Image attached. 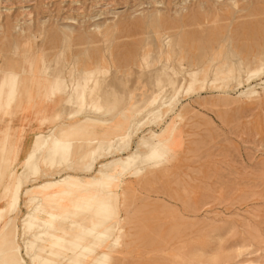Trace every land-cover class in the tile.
<instances>
[{
	"label": "rangeland",
	"instance_id": "374dc122",
	"mask_svg": "<svg viewBox=\"0 0 264 264\" xmlns=\"http://www.w3.org/2000/svg\"><path fill=\"white\" fill-rule=\"evenodd\" d=\"M5 8L12 11L1 15L0 27L17 20L16 32L9 31L15 38L20 26L38 27L32 49L43 54L39 63L52 65L56 60L55 69L61 67L65 76L98 66L105 70L104 75H98L104 82L103 92L115 84L111 92L118 98L119 87L128 88V100L157 93L154 87H135V81L145 83L148 62L156 66L157 60H165L168 70L179 65L184 75H209L199 59L200 44L211 46V53L218 57L228 47L249 71L264 66V0H0V9ZM102 10L104 14L96 17ZM146 18L149 22L145 25ZM15 42L20 45L22 40L16 38ZM12 43L0 32V49H10ZM43 74L32 81L23 76L26 88L18 85L11 97L3 95L0 131L8 129L5 157L10 160L16 155L11 182L20 176L21 162L35 135H48L55 129L51 121L55 115L79 110L76 105L52 102H65V96L62 99L59 90L52 87L45 92L38 88ZM4 77L0 74V80ZM96 77L93 74L87 79L85 96ZM10 78L7 76L8 81ZM76 78L71 77L70 82ZM208 79L203 90L195 86L186 93L185 86L169 109L166 102L174 92L163 89L156 104L166 113L164 119L142 125L131 143L126 140L122 145L117 141L110 144V154L103 160L129 156L137 146L143 151L140 139L150 129L162 131L166 142L148 164L137 163L125 172H113L117 230L121 233L112 234L93 253L96 257L104 255L106 264H264V73L224 92L210 89ZM98 100L97 94L87 98L77 119L116 120L124 110L128 118L141 122L148 114L146 105L129 111L124 104L113 108ZM3 135L0 133V139ZM76 161L72 156L71 164ZM94 165L85 176L94 174ZM45 173L49 179L58 180L65 171L57 165H40L37 180L29 186L44 182ZM7 180L5 176L4 182ZM26 207L23 194L15 221L19 235L16 242L28 262L21 231ZM119 236L118 244L111 246Z\"/></svg>",
	"mask_w": 264,
	"mask_h": 264
},
{
	"label": "bare ground",
	"instance_id": "6f19581e",
	"mask_svg": "<svg viewBox=\"0 0 264 264\" xmlns=\"http://www.w3.org/2000/svg\"><path fill=\"white\" fill-rule=\"evenodd\" d=\"M10 11H12L11 8H5L3 11L0 9V17L3 13L7 14ZM102 14H104L103 10L96 17H100ZM148 22L149 20L146 18L144 24L146 25ZM17 23L19 22L16 20L6 27H0L2 36L5 39L13 40L10 49H0V58H2L0 74L5 76L4 79L0 80V108L4 106L3 95H7L6 98L11 97L12 92L15 91L14 89L18 85V87L26 88L23 76L32 81V79L38 78L37 76L40 73H44L43 83L39 84L38 88L41 87L44 92L48 87H52V90H59L62 99L65 96V102L53 99L51 101L59 105L64 103L70 106L76 105L79 107V110L75 113H67L65 116L55 115L51 121L54 123V127H57L50 130L48 135L40 133L35 135L31 148L28 149L24 160L21 162L20 167L22 172H20V176L13 182H11L13 177L11 167L16 162L13 160V157L16 158V155H13L10 160L5 157L4 145L8 139V129L0 131V133L3 132L4 134L0 139V189H2V194H0V264H60L61 262L62 264H85L86 262V264H106L104 255L96 257L93 256V253L97 246L102 245L107 238L119 231L117 230L116 177H114L113 172L115 173L117 170L125 172L137 163L148 164L158 156V149L164 143L163 136L161 137L162 131L161 133H155L150 129L140 139L143 151L137 146L129 156L118 160H103L110 154L109 149L113 142L117 141V145H122V142L128 140L131 143L133 134L142 125L149 121L155 124L163 118L166 113H162V107L160 108L156 104L157 98L163 89H170L174 92L173 97L166 102L169 109L175 102V99H177L179 93L182 90L185 91V86L187 87L186 93H190L195 86H200L202 90L205 89L203 84L207 76L209 78L208 86L210 89L216 92H224L239 88L255 76L264 73V66L260 65L256 70L249 71L248 66L241 62L228 47L226 48L227 52L223 50L225 53L221 52V54H224L218 57L217 54L215 56L211 53V46L204 47L200 44L201 57L199 59H201V62L203 61L201 65L202 67L206 66L209 75L198 76L196 72L184 75V69L179 65L173 66L168 70L164 65L165 60L163 59V61L160 60L159 62L157 60L155 62L156 66L152 65V62H148L145 75H143L145 83L142 80L135 81V87L142 85L150 88L154 87L157 89V93L148 96L143 94L138 99L128 100L125 98L128 95L127 87H119V98L112 96L113 92L111 90H113L115 84L108 86V92H103L104 87L102 83L104 82L99 80L100 77L98 79V75H104L105 72H102L104 69L101 70L98 66L87 70L83 68V71L77 72L76 75L70 74L69 76H65L66 72L62 73L61 67L58 66V69H55V65L57 66L56 60L52 62V65L50 63H39L43 54L40 51L36 52L32 49V44L36 43L38 38V27L26 28L25 26H20L19 35L16 38L21 39L22 42L20 45H17L13 33L9 32L11 29L16 32ZM63 28L71 30V27ZM95 28L97 29L98 25H95ZM214 41L217 42V40ZM20 47L23 48L21 52L19 51ZM173 52H175L174 49ZM181 57L183 58V56ZM252 62L256 63L255 60H252ZM39 65L42 66L40 67ZM80 73H82L81 78ZM93 74L97 75V77L92 80L91 89L88 95L85 96L83 90L87 79ZM244 74H246L245 80L243 78ZM7 76L11 77L9 81ZM75 76L78 78L74 82H70V78H74ZM130 78L129 76L127 81ZM105 80L107 81V78ZM94 94H97V98L100 100H98L99 103L110 105L113 108L124 104L125 109L132 111L137 107L146 105L145 107H148V114L141 122H135L132 118H128L124 110L118 113L117 117L119 119L116 120L91 118L84 119L83 121L78 120V115H80L83 107L87 104V98ZM18 95L19 93L17 92ZM8 105L5 99V106ZM97 111L98 108H95V112ZM120 117L123 119H120ZM146 135L149 137L146 138ZM121 149L123 148L119 147V150ZM103 150H107V153L103 152ZM72 156L77 159L75 164H71L70 162ZM45 159H48V161L46 164H43ZM40 165H43L45 168L57 165V168L60 171H65V173L58 180L49 179L50 175L45 173L43 174V178H45L44 182L29 186L31 182L37 180ZM93 165L95 166L94 174L92 173V176H85L86 173L91 172ZM120 172L118 173L119 175ZM79 173L85 177L77 175ZM5 176L8 179L7 182H4ZM23 194L26 198L27 210L21 221V227H23L21 231L24 243L23 249L28 262L20 254L21 247L16 242L19 235L15 221L19 215V206ZM120 233L119 231L118 235ZM24 237H26L27 243ZM119 238L120 236L112 242L111 246L115 247L118 244ZM85 241H88V243H85ZM10 247L12 248L11 250H9ZM89 257L91 260L88 262ZM60 259H63V261Z\"/></svg>",
	"mask_w": 264,
	"mask_h": 264
}]
</instances>
